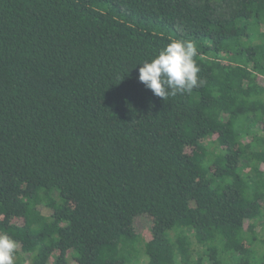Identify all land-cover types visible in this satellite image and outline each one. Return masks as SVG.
Segmentation results:
<instances>
[{"label": "trees", "instance_id": "16d2710c", "mask_svg": "<svg viewBox=\"0 0 264 264\" xmlns=\"http://www.w3.org/2000/svg\"><path fill=\"white\" fill-rule=\"evenodd\" d=\"M172 38L203 83L163 99L138 64ZM0 233L15 264H264V0H0Z\"/></svg>", "mask_w": 264, "mask_h": 264}, {"label": "clouds", "instance_id": "9594fccd", "mask_svg": "<svg viewBox=\"0 0 264 264\" xmlns=\"http://www.w3.org/2000/svg\"><path fill=\"white\" fill-rule=\"evenodd\" d=\"M196 45L192 40L172 38L139 67L138 79L153 94L163 99L177 92H191L203 82L199 80ZM17 242L0 233V264H15Z\"/></svg>", "mask_w": 264, "mask_h": 264}, {"label": "rangeland", "instance_id": "374dc122", "mask_svg": "<svg viewBox=\"0 0 264 264\" xmlns=\"http://www.w3.org/2000/svg\"><path fill=\"white\" fill-rule=\"evenodd\" d=\"M149 220L146 217L137 218L134 222L135 232L140 236L141 244H143L149 238ZM141 244L138 246L140 248L137 260H134L132 264H145L146 257L141 249ZM16 251H20V245L17 243Z\"/></svg>", "mask_w": 264, "mask_h": 264}]
</instances>
